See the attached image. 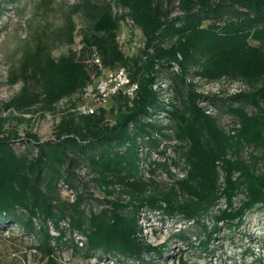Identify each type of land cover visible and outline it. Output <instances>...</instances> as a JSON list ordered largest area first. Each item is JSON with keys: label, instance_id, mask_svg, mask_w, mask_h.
<instances>
[{"label": "trees", "instance_id": "16d2710c", "mask_svg": "<svg viewBox=\"0 0 264 264\" xmlns=\"http://www.w3.org/2000/svg\"><path fill=\"white\" fill-rule=\"evenodd\" d=\"M112 3L124 12L86 1L91 28L80 56L54 59L39 41L21 60L20 92L3 108L52 111L101 77L94 54L104 69L126 71L137 85L134 97L118 92L108 109L61 115L46 142L5 132L0 118V232L15 227L32 237L42 264H59L64 245L85 258L169 264L159 261L169 248L143 238L141 214L198 226L197 246L209 253L219 223L231 236L251 212L264 211V0H179L176 16L170 0ZM122 20L141 31L136 56H125L115 41ZM73 30L65 26L68 45ZM222 80L245 89L224 97L198 89L199 82ZM220 114L231 118L227 130ZM20 141L21 153L14 146ZM160 170L172 179L168 187L154 180ZM220 201L223 208L213 213ZM174 236L189 241L184 232ZM173 264L186 263L179 256Z\"/></svg>", "mask_w": 264, "mask_h": 264}, {"label": "rangeland", "instance_id": "374dc122", "mask_svg": "<svg viewBox=\"0 0 264 264\" xmlns=\"http://www.w3.org/2000/svg\"><path fill=\"white\" fill-rule=\"evenodd\" d=\"M86 1L97 7L108 5L115 15L124 12L114 6L112 0H0V118L5 120L3 128L5 132L16 133L21 138H24L26 133H32L42 142L51 141L54 137V127L61 115L69 111L82 113L88 107L95 110L108 109L111 105L112 98L104 107L95 101L98 79L94 78L92 84L82 93L59 101L50 112L43 113L39 105L24 114L3 108L20 92L23 86L18 76L21 60L26 54L36 50L39 41L47 46L48 53L54 59L71 54L81 55L82 36L89 33L91 28V10ZM178 1L170 0L172 16L179 14ZM68 23L74 27L73 42L70 45L67 44L63 34ZM115 41L125 56L138 55L143 46L141 31L128 20L119 21ZM84 59L90 61L88 56ZM92 59L95 64L96 60L99 61L96 54ZM98 66L102 71L101 76L113 71L104 69L100 61ZM198 87L205 95L217 97L229 96L245 89L240 83H230L225 80L209 84L199 82ZM72 104L75 105L74 108ZM212 113L214 114L215 111ZM230 123L229 116L220 114V126L227 130ZM22 142L14 143L19 153L26 147ZM249 151L250 149H245L243 156ZM167 156L174 158L171 149L167 150ZM151 160L162 161L157 160L155 154H151ZM260 167L264 169L262 164ZM170 169L173 174L181 176L176 168ZM154 180L162 188L172 183V179L168 178L163 170L156 171ZM92 191L95 197H102L97 190ZM60 194L65 200L72 199V195L65 190H61ZM219 208H223V201H220L213 213ZM139 219L143 238L150 245L169 248L160 262L168 261L169 264H173L179 256H182L186 264H264L263 210L251 212L245 218L244 226L239 231L233 232L231 236L227 234L228 228L219 223L215 238L209 245L208 249L211 251L209 253H204L197 246L198 239L202 236L198 226H191V223L177 219L161 220L160 215L152 212L141 214ZM206 224L209 222L206 221ZM52 231L50 228V232L54 234ZM178 232H184L189 238L187 244L175 238L174 234ZM33 244L32 237L24 235L19 228L12 227L11 230L0 232V264H42L40 257L32 249ZM56 261L59 264H133V261L85 258L82 253L75 252L69 245L61 246L56 252Z\"/></svg>", "mask_w": 264, "mask_h": 264}, {"label": "built area", "instance_id": "2783aa9c", "mask_svg": "<svg viewBox=\"0 0 264 264\" xmlns=\"http://www.w3.org/2000/svg\"><path fill=\"white\" fill-rule=\"evenodd\" d=\"M96 65H99V61L96 60ZM137 85L130 82L126 71L123 68L109 71L98 78L96 87V99L95 101L101 107H104L109 99L112 98L118 92H121L125 97L132 99L136 92ZM95 109L87 108L82 111L81 114H93Z\"/></svg>", "mask_w": 264, "mask_h": 264}]
</instances>
